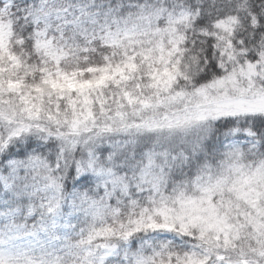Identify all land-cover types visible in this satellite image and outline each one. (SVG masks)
<instances>
[{
  "label": "snow or ice",
  "instance_id": "6c2138e0",
  "mask_svg": "<svg viewBox=\"0 0 264 264\" xmlns=\"http://www.w3.org/2000/svg\"><path fill=\"white\" fill-rule=\"evenodd\" d=\"M0 264H264V0H0Z\"/></svg>",
  "mask_w": 264,
  "mask_h": 264
}]
</instances>
